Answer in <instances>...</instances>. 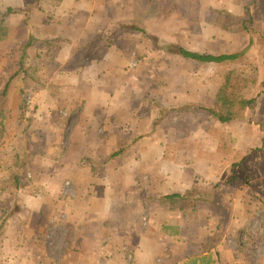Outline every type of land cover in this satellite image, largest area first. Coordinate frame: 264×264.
I'll use <instances>...</instances> for the list:
<instances>
[{"label": "crops", "instance_id": "obj_1", "mask_svg": "<svg viewBox=\"0 0 264 264\" xmlns=\"http://www.w3.org/2000/svg\"><path fill=\"white\" fill-rule=\"evenodd\" d=\"M3 4L13 7L9 42L0 44L23 52L0 57L10 71L3 95H18L7 102L0 145L22 134L26 156L14 168L16 194L0 195L9 208L0 212V264H233L230 238L245 236L264 250L263 79L249 92L253 113L220 123L203 108L216 102L213 75L155 85L158 51L118 30L141 26L148 5ZM210 7L233 10L200 4ZM31 35L38 41L24 48ZM191 39L204 49L203 38ZM193 188L195 206L163 198Z\"/></svg>", "mask_w": 264, "mask_h": 264}, {"label": "rangeland", "instance_id": "obj_2", "mask_svg": "<svg viewBox=\"0 0 264 264\" xmlns=\"http://www.w3.org/2000/svg\"><path fill=\"white\" fill-rule=\"evenodd\" d=\"M35 1V0H32ZM58 1V0H54ZM90 2L91 0H86ZM110 3L126 2V4L133 7L137 5H148L139 10L138 20L139 24L149 34L160 37L162 44H171L176 42L190 50H199L207 53H232L241 51L249 43L251 35H255L256 43L254 42L252 48L246 54L244 60L233 63H200L194 60L185 59L179 53L168 54L165 51H158L154 53L151 58V70L150 79L155 85H178L182 86L185 83L192 82L193 84L200 85L203 82L205 74L209 73L213 75L210 81H213L218 88L222 84L223 74L230 67H237L240 63H247L250 67L255 68L256 75L259 80H264V0H108ZM201 2L214 3L216 5H222L231 7V9H220L218 7H210L208 10H201ZM52 3V0H51ZM183 4H192L194 7L190 9H184ZM13 6H6L3 4L0 7V15L4 11H8V8ZM226 10L233 15L241 16L240 20H232L227 18L232 28L230 30L221 28L217 24L218 13L215 10ZM47 19H54L52 12H45ZM202 17V18H201ZM202 19V20H201ZM165 22V23H164ZM247 24L244 28L243 24ZM8 24L10 27L9 19ZM171 24V26H170ZM10 33V32H9ZM139 34L137 38L145 44L150 46L151 40L144 36L142 32H134ZM207 34H209V41H207ZM192 35L195 37L203 38L204 49L200 44H196L195 39H191ZM9 37V36H8ZM8 37L3 40L9 42ZM3 41H0L3 42ZM201 42V39L198 40ZM207 42V43H206ZM152 46V45H151ZM16 51H11L10 43L6 44V47H2L0 44V57L8 60H13V55L17 53L19 56L23 52L22 45L14 46ZM165 54V55H164ZM175 55H177L175 57ZM23 56V54H22ZM20 58V57H19ZM19 60V59H18ZM0 58V62H1ZM242 63V64H243ZM131 67H136L138 62L132 60L129 64ZM5 67L0 63V129L2 125V119H5L7 115L8 103L10 99L18 98L14 92H11L9 96L4 97L3 90L8 78L10 77V71L5 73ZM170 68L172 71H170ZM176 71V72H175ZM141 76V75H140ZM20 81L22 85L26 80ZM142 80V79H141ZM140 81V80H139ZM145 82V79L142 80ZM24 84V83H23ZM217 88V89H218ZM9 92V91H8ZM24 95V94H23ZM23 100L26 99L23 96ZM23 128V126H22ZM22 134L14 136L12 139L7 138L0 145V195L1 196H14L16 194V186L14 180V174L16 170L14 168L19 167V164H25L26 152L23 148L24 138ZM19 172V171H17ZM19 176V173H18ZM197 191L198 189L195 188ZM9 208L6 206L0 207V212H8ZM4 223L2 218L0 223ZM257 237V235H255ZM259 238V237H258ZM257 238V239H258ZM253 236L245 237H231L230 242L233 241L235 245V252L232 253L233 264H264V250L260 249L262 244L256 243ZM260 239V238H259ZM258 239V240H259ZM254 242L253 245L251 243ZM254 246V247H253ZM224 256L225 252H223Z\"/></svg>", "mask_w": 264, "mask_h": 264}, {"label": "trees", "instance_id": "obj_3", "mask_svg": "<svg viewBox=\"0 0 264 264\" xmlns=\"http://www.w3.org/2000/svg\"><path fill=\"white\" fill-rule=\"evenodd\" d=\"M219 15L217 16V24L221 28L230 30L231 25L227 22V18L232 20H240L241 16L231 14L226 10H215ZM9 10L4 11L0 15V41L5 40L9 36L10 27L8 19L10 17ZM244 28H248L247 24L242 23ZM134 32H142L144 36L151 40L152 49L156 51H165L169 53H179L183 58L194 60L200 63H233L244 60L248 51L252 48L255 40V35H251L249 43L241 51L232 53H207L196 50H190L176 42L171 44H162L160 37L149 34L145 28L136 25L134 23H121L118 30H126ZM249 29V28H248ZM35 41H38L34 36H30L29 40L23 46L26 48ZM150 45V46H151ZM23 48V49H24ZM243 63V62H242ZM240 63L237 67H230L223 74V81L218 88L216 94V102L213 107H203L216 121L220 123H228L240 117H247L251 115L256 107L257 97L254 95L249 96L254 84L258 82L257 73L255 68L250 67L247 63ZM264 64V61H263ZM24 68V61L21 62V69ZM7 89V88H6ZM260 93V92H259ZM258 93V95H259ZM6 95V90L4 93ZM199 192L196 189H191L186 195L180 193L167 194L163 198L170 202L172 205L179 202V208L185 209L189 206H195L196 201H191V197H194ZM3 223H0V230L2 229Z\"/></svg>", "mask_w": 264, "mask_h": 264}]
</instances>
